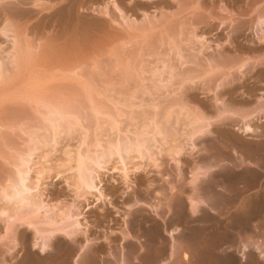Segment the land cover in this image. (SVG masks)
Returning <instances> with one entry per match:
<instances>
[{"label": "bare ground", "instance_id": "bare-ground-1", "mask_svg": "<svg viewBox=\"0 0 264 264\" xmlns=\"http://www.w3.org/2000/svg\"><path fill=\"white\" fill-rule=\"evenodd\" d=\"M0 1H2V0H0ZM130 1H132V0H130ZM142 1H144L146 3V4L144 3L145 4L144 8H146L149 5L155 4L156 2H161L162 0H142ZM164 1L166 2L167 0H164ZM168 1L171 3L174 2L176 5L175 10H172V12H170V14L172 13V16L170 15L172 18H166L167 15L164 16V15L160 14L157 19H155V16L153 17L154 18L153 19L152 17L151 18L148 17V15L146 14V12L144 10V15H143L144 19L142 18V20H140L138 22L135 21L132 17H129L128 13H125V11L119 7V5L117 4V2L115 0H111L110 2L107 1V4L105 3V5H103L102 7L100 6V7H97L95 9H91L92 10L91 12H93L96 16L103 17V18H105V20L100 19V18L99 19L94 18V19L89 21L88 25L86 24L87 26L86 25L84 26L83 24L81 25L80 19L77 16L78 10L83 7L84 2H88L87 0H79L78 2H80V3H77V1H76L74 3L71 2L70 4H63V6L61 8L59 7L60 13H59V16L57 18L58 20H56V22L52 21V18H54V12H53L52 6L47 7L43 3H39L40 2L39 0H32V2L30 1V4H32V6H31L32 10H35V11L42 13L40 16L41 21H39L37 23V27L39 29L40 28L44 29L47 27L50 28V26H51L53 28V31L56 32V34H55L56 37L52 34L56 39L54 37H53L54 39H51V40H53L52 42H54V43H55V40L57 41V44H55L56 46H58V47H56V53H58V51H59V53L60 52L64 53V51L67 50V46L69 44L70 45L68 47H70L72 49V47L74 46L76 49V48H78V45H81L82 42L86 43L89 40L91 42V41H95L96 39L97 40L100 39V42L102 44L107 43V45L114 44L115 43L114 41H118L119 45H121L120 43H122V45H128V43H130L129 39L132 38L131 35L134 34V32H138V33L140 32L141 37L144 38L143 40L140 38L141 41L144 42V45L142 44L141 41H139L143 45L142 48L140 46L139 50L142 49L141 52H142V54L144 53V56L146 57V58L144 57L145 62L143 63L144 64L143 65L144 66V74H143L144 75V85H143L144 88H142V90L144 89V92H143L144 94L141 92L137 93V91H136V93L138 96L144 95V106L147 107V110L144 107L145 108L143 111L144 116L143 115H139V117L135 116L136 118H140L139 119L140 121L143 120V117H144V128H141L142 131H141L140 127L137 126V127H139L140 130L139 129H135V130H138L140 132L135 131L134 130L135 127L134 128L132 127L133 128L132 132H130V130L128 131L129 128L127 127L126 122H128L127 120H130L129 118L132 115L129 116V118L125 117V120L127 118L128 119L126 120V122L123 121L124 123H122L123 125H121L122 128L118 127L117 124H116V127H113L114 125L110 124L112 122H109V118H111L112 116H115V118H116V116L119 117L120 114H122L124 112V111H122V110H124L122 108L124 105L120 101V100H122V98H120L122 95L121 96L119 95L120 96L119 102H121L122 107L120 106V104H119V106H120V108H122L120 110L122 112L120 113L118 110H115L116 113H114V114L112 111L109 110V108H107L109 110L108 114H107V112H108L107 109H105V110H107V112H104L105 110L103 111V109L105 108V106H104V108L102 107L103 102H101L100 100H92V99L89 100L88 99L89 101H91V100L92 101L91 102L88 101V103H89L88 107H86L87 104H86V106L84 105V107H86V111H88V114L91 115V117H90V115L88 116L86 111L84 113H82L83 115H81V111H84L85 109L82 108L83 110H81L80 107H76L77 105H73L75 107H69L68 105H65L66 106L65 107V106L61 105V104H63V102L65 100L63 102H58L57 100L54 101L55 98H54V100L50 99L51 98L50 96H46L48 90L45 89L46 93L44 91V93H45L44 96H43V94H44L43 93L42 97L40 96L39 98L34 99L35 100L34 105L36 106V110H34V109H32V110L36 111V112H34V116H36L38 120L35 121V124L33 123L34 121L31 122L34 124L32 126L29 125V123H28L29 121H28L27 122L28 124L26 125L27 127L25 126V128L27 130L26 129L23 130L24 127H23V129H20V134H21L20 137L21 136L24 137L23 139H25V140H27V142H29L27 144H30L32 142V144H31L32 146L30 145V147H29L28 145L27 146L25 145L26 147H24L23 146L24 144H23L22 146L24 147V149L22 147V150L20 152H18V154L17 153L14 155H12L11 153L6 154L5 151L7 150L6 146L8 144L6 145V142L3 141L1 133H0V161H1L0 162V166H1L0 167V223L2 226L1 233H0L1 234L0 235V246L3 248V251L2 252L0 251V261H2L3 264H6L7 262H8V264H127V260L129 258H132V257H133L132 259H134L137 264H155V262L159 258L162 259L164 256L167 258V260L169 262H173L174 260H176L178 258L179 252L180 253L182 252L181 253L182 256L180 254V257H182L184 259V261H186L188 263L191 262V263H196V264H254V259L257 258V260L261 264H264V239H263L264 227L262 224L259 223L260 225H262L263 228H261V229L259 228L260 230H258L262 233V235L260 234V232L257 231L262 236V238H260V239H258L259 238L258 237V238H256L257 240H255L254 238H251L252 237V235H251V237L250 236H249V238L247 237V239H245V241H241L234 236L236 233L234 231H236V230H238L239 233L245 232L247 234H248V232L251 231V227L249 226V223L251 221L248 222L249 221L248 219L249 218H256L259 214L257 212L258 210L255 209L254 207H251L250 208L251 210H249L247 208L248 209V212L246 211L247 217L243 214L245 212H242V213H239V215L241 214V216L237 217L235 214H232L233 217L231 219H229V216H228V218H226L227 219L226 220L224 217L225 215L223 214V209H225L224 208L225 206H227L228 209L234 208L235 211L234 212L231 211L232 213H235L237 209L240 212L239 207L240 208H242V207L240 206L241 202L238 199L239 195H237L238 194L237 193L236 195H233V197H231L229 199L227 198L228 200L226 201L223 196H222L223 197L222 198L221 196H219L217 194V192H221V195H222V192L225 191L224 189L227 188L224 185H228V184H226V182L229 183V186L231 184V187H233V186L236 187V185L232 186V184H237V181H238V175L239 174L238 175L237 174L231 175L229 170L225 166H227V165L233 166L236 164L239 166L241 165L243 167V165L246 164V165L252 166L251 168L254 167L257 169L260 166L261 162H264V124L259 126L260 123L264 122V98H254L253 103L252 102L249 104L247 103L248 105L247 104L244 105V103L243 104L241 103L238 106H235L233 104H229V103H226L223 101H219V100H222V98H223L222 96L224 94L229 99H233L235 96L237 97V93H240V90L238 91V89H237V88H239L238 85H241V87L247 86V83H246L247 80L249 81V79H251L253 77V75H256V77H255V79L252 78L251 82L253 79H254L253 81L255 82L256 80H259L260 78L261 79L264 78V48H261V50L258 49L260 51H256V52H255V50L254 51L252 50L253 53L254 52L256 53L253 55V58H255L254 60L252 59V57H250V59H247V60H244L242 57H241V59H234V58H232V56L229 55L230 53L225 51L227 46L229 48H231L232 45H235V44H232V42H230L231 37H236L235 33L232 32V33H230V34L228 33L226 35V38H225L226 44L224 43L225 47H220V49H219L220 51L217 50V47H216V50L219 52H214V53L212 52V54H210L211 53L210 52L209 53L210 55H207L208 56L207 57L206 56V54L208 52L207 50H210V49H208L210 47L207 46L208 43L204 41V38L202 36L201 37L203 39H198V38H200V36L197 37L196 30L199 28H198V26L195 27L193 25V21H192L193 19L188 22L189 25L187 27L185 24H183V22H185L184 20H180L177 18V16H178L177 14H180L181 12L183 13V11H182L183 10L182 9L183 3L181 4V2H183V0H168ZM186 1L190 3L189 6L191 5V3L195 4L196 6L197 5L199 6L200 4L198 2H200L202 0H186ZM26 2H28V0H10L7 2H0V11H1L0 14H2V18L4 19L3 24L0 27V36L5 38V39H8L11 42L10 43V50L7 53L4 52V53H6L5 60L2 58L3 56L2 57L0 56V86H2L1 84L5 85V83H6L5 81H7L8 79L4 80V78H6V75L8 73L13 74V76L12 75L11 76H12V79L15 80L16 75L21 74L20 70L21 71L25 70V71L29 72L28 70H31V68H32L31 66H32L34 60L36 59L34 53L32 52V47H33L32 41H31V39L29 41L28 38L26 39V37H25L26 36L25 33L27 30L25 28L23 29V27L21 29L18 24L15 25L16 24L15 21L16 20L18 21V19H17L18 17L16 18L15 15H17V12H20V10L17 11V9L21 6H23L24 4H26ZM195 2H197V3H195ZM64 3H66V2H64ZM168 6H171V5H168ZM194 7L192 8L194 11L189 10L192 12V14L194 12L198 11V10L195 11ZM153 8H155V7H153ZM196 9H198V8L196 7ZM83 10H85V9H83ZM86 10H88V9H86ZM220 12H222V11H220ZM55 14H57V13H55ZM20 15H22V14H20ZM254 15L256 17L254 16L255 19H254V21L252 20L253 22H251V24H250L251 25L250 26L251 32L250 31H248V32L252 33L251 35L254 38V39L252 38V40H256L258 43L262 42L261 43V45H262V44H264L263 43L264 42V10H263V12L259 11ZM167 19H171V20H167ZM111 24L112 25L113 24L118 25L123 30L124 35H125L124 37H126L127 39L125 38L126 40H124L123 37H121L122 34H121V36L116 35L117 34L116 31H115L116 34H113L112 33L113 30L111 31L110 26H109ZM223 24H225V23L221 22L220 26ZM226 24H227V22H226ZM233 25H234V23H233ZM237 25L242 27L241 24L239 25L237 23L235 25L236 29L240 28V27H237ZM235 26H231V27H233L232 29H234ZM232 29L230 30V32L232 31ZM44 30H46V29H44ZM44 30H42V31H44ZM227 31H229V30H227ZM234 31H236V30H234ZM233 33L235 36L232 35ZM39 40L41 42L40 38H39ZM128 40H129V42H127ZM200 40H202V41H200ZM248 40L249 39L245 40V42ZM252 40H251V42H253ZM123 41L124 42L126 41L127 44H124ZM112 42H114V43H112ZM131 42H132V40H131ZM251 42H249L248 44L250 45ZM46 44H47V42H45L44 47H43L44 51H42V54L44 53L45 55H47L46 51H48L47 50L48 46ZM118 44L116 43V45H112L113 47L109 46V49L106 50L108 53V56L111 57L110 59L114 58L115 61L119 60V59H117L118 58L117 56L121 53L119 51L120 49L118 50V47H117ZM132 44H133V42H132ZM164 44H165V46H164ZM139 45H140V43H139ZM162 45H163V47H165L164 49L161 47ZM258 45L260 47V44H258ZM54 46L52 44V47H54ZM115 46L117 47V49L115 48ZM136 46L137 45H135L134 47H136ZM74 47H73V49H74ZM127 47H129V46H127ZM238 47H240V46H238ZM38 48H40V47H37L36 49H38ZM70 48H68V49H70ZM80 48H82V47H80ZM241 48H243V47H241ZM241 48H239V50ZM33 49H34V47H33ZM51 50L55 51V49L54 50L51 49ZM239 50H237V51H239ZM244 50H247V48L246 49L244 48ZM244 50L240 51V52L244 53L243 55H245V53L246 54L248 53ZM67 51H69V50H67ZM250 51L251 50L249 49V53H250ZM118 52H120V53H118ZM134 52H135V50H134ZM2 53H3V51H2ZM36 56H37V54H36ZM247 56L246 55L244 56L245 59L247 58ZM108 59H109V57H108ZM114 59H112L113 63L115 62ZM82 65L84 66V64H82ZM94 65H97V63H95ZM98 65H99V63H98ZM7 66H10L8 69V70H10V72H7L8 71L6 69ZM85 66H84V68H85ZM115 66H114V68H116ZM127 66L129 68V65H127ZM139 66H141V65H139ZM80 67H79L80 69H78V70L82 69V66H80ZM97 67H99V66H97ZM100 67H102V66H100ZM134 67H135V65H134ZM71 68L76 69V68H78V66H72V67H69L67 69L71 70ZM86 68H85V70H86ZM119 68H121V66ZM62 69H64V68H62ZM97 69H99V68H97ZM134 70H136V69H134ZM65 71H67V70H65ZM122 72H124V71H122ZM84 73L85 72L83 71L82 74H84ZM93 73H94V71H93ZM121 74H123V73H121ZM131 74H132V72H131ZM28 75H30L31 80L29 78L26 79V81H25L26 84L22 83L23 87H21V85H20L18 88L25 90V87L27 85H29L30 81L33 83V81H32L33 80L32 79L33 78V76H32L33 72H31V73L29 72L26 76H28ZM66 75H68V74H66ZM128 75L125 74V75H123L124 76L123 78L121 77L123 79V82H125V83L129 82L130 83L131 78ZM94 76H96V75H94ZM88 77H89V75H88ZM7 78H10V77H7ZM44 78H46V76ZM56 78H58V77H56ZM94 78H93V80H94ZM12 79H11V81H12ZM40 79H42V78H40ZM99 79H101V78L99 77ZM27 80H30V81L28 82ZM50 81H53V80H50ZM64 81H65V79H64ZM98 83L99 82H97V84ZM141 83L143 84V82H141ZM257 83L258 82H256L255 85ZM57 84H58V82H57ZM101 84H102V82H101ZM24 85H26V86H24ZM86 85H87V83H86ZM90 87H92V86H90ZM26 88L28 89L29 87H26ZM256 88H257V86H256ZM103 89H104V86H103ZM245 89H246V87H245ZM245 89H244V91H242L243 93L245 92ZM136 90H137V88H136ZM242 90H243V88H242ZM14 91H15V88H14ZM29 91L31 92V90H29ZM41 91H43V90H41ZM100 91H102V89ZM130 91H132V90H130ZM255 91H257V90L255 89L254 85L251 87L248 86V89H246V92H245V94L246 93L247 94L241 95V96H244V97H246V99L248 98V100H249V98L250 99L252 98V94ZM17 92L15 94H17ZM89 92H90V90H89ZM242 92L240 94H242ZM10 93H11V96L9 93H8V95L11 98L10 97L7 98L8 95L6 93V95H7L6 99L8 101L10 99L9 105L14 104L11 102H14L15 97H16L13 92H10ZM65 93H67V92H65ZM130 93L131 92H129V94ZM12 94H14V95L12 96ZM27 94H30V93L28 92ZM85 94L87 95L88 93H85ZM91 94H88L87 98L92 96ZM96 94H98V93L96 92ZM199 94H202L204 96H208V94L210 96V94H211V97L213 96V101L210 99L211 102H213V103L215 102L217 104V105L214 104L215 106L211 105V109H212L211 111L209 109L207 110L205 108V110H206L205 115H203L204 113H202V115H201V113H199V112H197V113H199V114H197V113H195V111L193 113L192 111H189V109L186 107L187 106L186 102H185L186 98L188 99V97H189L191 100L195 101L197 99V95H199ZM116 95H115V97H112V98H117ZM135 95L136 94L133 93V96H135ZM225 95H224V98H225ZM129 96H127V97L132 98ZM138 96H135V97L138 98ZM20 97L21 96H19V98ZM145 97L149 101H145L146 100ZM27 99H30V98L27 97ZM27 99L25 100L26 102H27ZM109 99H110V97H109ZM34 100H32V101L29 100L28 102L29 103L34 102ZM108 100H105V101L107 102ZM191 100H187V101H191ZM59 101H60V99H59ZM82 101H84V100H82ZM109 101L112 102L111 100H109ZM109 101H108V104H109ZM128 101H127V103L129 104ZM136 101H138V100H136ZM141 102H139V103H141ZM146 102H148V103H146ZM69 103L71 104V102H69ZM85 103H87V102L84 101V104ZM127 103H125V104H127ZM1 104H2V102H1ZM20 104H22V103H20ZM117 104H118V102H117ZM3 106H5V105H3ZM3 106H1V108H3ZM15 106H16V103H15ZM28 106H30V105H28ZM78 106H80V105H78ZM81 106H83V105H81ZM108 106H110V105H108ZM127 106H125L124 108L128 109ZM200 106H201V104H200ZM203 107H205L204 104L202 105V109H204ZM9 108H10V106H9ZM133 108H132V110H133ZM148 109H150V110H148ZM11 110H12V108H11ZM129 110H131L130 107H129ZM5 111H7V110H5ZM13 111H14V109H13ZM89 111H90V113H89ZM100 112H101V114L106 113L105 118H103V119L101 118V120H102L101 127L102 128L104 127L103 129L101 127H100V129H98L99 128L98 125L100 124L99 120H98V118L94 119V115H95V117H96V115H97V117L101 115ZM126 112L127 111H125L124 113L126 114ZM93 113H94V115H93ZM110 113L113 115H111ZM134 113H136V112L134 111ZM139 113H140V111H138V114ZM128 114H129V112H128ZM140 114H142V113H140ZM110 115H111V117H110ZM1 116H3V115H1ZM18 116H20V115H18ZM82 116H85V118H87L85 120V125H87L86 127L89 130V132L93 128L90 130V128H88V127H95L98 129L97 130L98 133H101L100 131H103V133L107 132V133L103 134L104 136L106 134L109 135V134H111V132L112 133L114 132L113 134H115L114 135L115 138L112 137L113 134H111L112 136H110V137H108V135H107L108 138L104 139L103 144H102L101 142H99L101 140V138H98V137H100V136L97 137L96 135H98V133H96L94 135V137L92 136L93 138L89 137L90 139H89V141H87V144L85 143V141H86L85 139L88 140L87 137L85 139L84 138L82 139L84 141L81 140L82 141L81 145L79 143V145L81 147L78 145V149L76 148L78 151L76 150L77 153L73 156L74 157L73 161H72V157H70L69 155H68V157L64 155L65 156L64 158H66V159L65 160H63L64 158L62 159V161H64V164H62V165L67 166L68 163L69 164L73 163V166H74L73 168L71 166V168H72L71 169L72 170L71 175L72 176L71 177L68 176L69 177L68 179L71 182V183L69 182L71 187L69 185L68 186L72 190L71 192L73 194H71V193L70 194L72 196L74 195L73 202H75V203L77 202L80 204V203L88 202V198H90V197L93 198V201H95L96 204L104 202L105 196L100 191V189H97V185H100V180H98V174L97 173H98L99 169L108 168V166H111L112 164H113V166H114V164H117V166H118V164H120L118 166V167H120V169L117 166L116 167L118 168V171L121 170L119 172H123V174L122 173L121 174L124 175V178L122 176V179L124 181L123 180L122 181L124 182V184H126V182H128L126 180V178H127V167H128L127 165L128 164H130V166H131V163H133L136 160H138V161L140 160V162L144 161L143 164L146 166H150V164L154 167L157 166L156 167V169H157V168H159L158 167L159 162H161L163 160L162 159V153H163V155H166L169 159L173 160L177 157H180V155L186 151L188 152L187 153L188 155H190L192 153V151H194V150L199 151L201 149L204 152L203 148L205 146H207V144L205 143L206 141L211 142L208 146V147H210V150L213 149L214 146H216L218 151L220 150V151L224 152V150H226L225 148L230 147L231 148L230 151L232 152V155L235 158V159L233 158L234 164L231 162L229 163V162H225L222 160H220V161H222L221 163L217 164L216 163L217 162V160H216V157H217L216 154L217 153L215 154L216 157H214V153H212V152L211 153L209 152V154H207L208 152L205 153L209 157L211 155H213V156L210 157L209 160L208 159L206 160L204 158L205 160L203 159L199 163L196 162L199 165L194 164L195 165L194 168L192 167L193 169H190V174H191L190 178L191 179H190L188 184H189V186H191L190 187L191 188V190H190L191 194L189 195V197H188V195L187 196L185 195L186 199H188V202H186V204L188 203L187 204L188 208L183 207L184 205L181 203V201H179L177 199L178 202L174 203V204H176V207H177V210H176L177 216H175L172 219V223L170 226H167V224L156 225V223H154L153 225H151V227L148 226L149 228H145L144 227V225H145L144 219L143 218L142 219L137 218L138 220H136V222L133 223L134 228H132V230H134L133 232H135L136 234L140 235L141 241H138V242H142L143 244L142 243L138 244L137 248H135V246H130V245L129 246L126 245V247H124L123 243L126 241L125 239H127L128 236L130 235V233H128L129 231L128 232L125 231V232L120 234V236H121V240H120L121 248L120 249L121 250H119V255L118 254L115 255V253L109 249L105 252H106V256H108L111 261H104L103 260V258H104L103 246H94L93 247V245L96 244V242H94V241H93L94 243L92 242V240H94L95 238L92 239V238L88 237V231H90V230H85V228L82 230V228H81L82 223L79 221V219L81 218V215L79 216V214L77 213L78 207H76V209H75L76 211H73L74 210L73 205L70 204L69 206H66L65 209H63V207H62L64 205L63 204L62 206L60 205L62 207L61 208L62 211L61 212L59 211V214H58V212H57V214H54L53 211L54 212H56V210L58 211V209H60V206L58 209H56L58 207L56 205L57 206V207L55 206L56 210L53 209L54 207H52V209H48V206L45 208V205H47V204H45V203L43 204L41 202L43 200L39 199L40 194H37L38 193L37 188H39L41 186L40 185H39V187H37V186H38L39 182H41V179L44 180V178L49 177L48 170L46 171V170H43L42 168L38 167V168H40L39 170H38V168H36L37 170L33 171V170H30L28 168V166H30L29 162L31 160V157H33L34 154L39 153V152L41 154H43L44 152H46L48 150L49 147H51V146L46 147L49 145L48 142H50V140L52 141L53 139H55L56 141L57 140L58 141H62V140L65 141V139L68 136L70 138V135L76 134L75 133L76 130H74L73 128H71V130H73L74 132H71V133H74V134H71L68 131L70 130V126L74 125L73 127L75 128V125L77 126L80 123V119H82ZM101 116H103V115H101ZM125 116H127V114ZM140 116H143L142 119ZM92 117H93V119H91ZM6 118L2 119L0 117V126L3 127L2 125H5L7 127L8 126L10 127L11 124L13 126L14 121H11V120H10V122L5 121ZM132 118H133V116H132ZM8 119H11V118H8ZM12 119H14L13 116H12ZM83 119H84V117H83ZM104 119H106V120L104 121ZM16 120H17V118H16ZM118 120H120V119H118ZM130 122H131V120L129 121V123ZM15 123H18V122L15 121ZM113 123H114V121H113ZM136 123H138V122H136ZM71 124H73V125H71ZM81 124H83V126H84V122L80 123V125ZM120 124L121 123L119 122V125ZM256 124H258V125H256ZM18 125H20V124L18 123ZM80 125H78V126H80ZM18 127H16V128H18ZM20 127H22V126H20ZM13 129H15V128H13ZM130 129H131V127H130ZM143 129H144V131H143ZM84 130L86 131V128ZM133 130H134V132H133ZM230 130H233V132H230ZM13 131H15V130H13ZM77 131H79V129ZM8 132H9V130H8ZM89 132H87V133H89ZM95 132H96V129H95L94 133ZM236 132H238V133H236ZM16 133H17V131H16ZM16 133H15V135H16ZM67 133H69L70 135H68ZM10 135L12 136V134H10ZM103 135H101V136H103ZM239 135L240 136L246 135L248 137L251 136L253 141L242 146ZM65 136H66V138H64ZM73 138L71 140H73ZM251 138H250V140H251ZM34 139H37L38 142H36V141L33 142L32 140H34ZM167 142H169V143L165 147ZM53 144H55V143H53ZM12 146H13L12 147V150H13L14 144ZM239 146H241V147H239ZM8 147H9V145H8ZM54 147L56 148V145H54ZM19 148H21V147H19ZM15 149H14V153H15ZM52 150H54V148H51V151L49 153L48 152L47 153L50 154L52 152ZM62 151H63V149H62ZM64 153H65V151H64ZM48 154L45 153V155L42 158L43 159L46 158V156ZM51 154H53V153H51ZM219 155L220 154L218 152V156ZM37 156H38V154H37ZM41 156H38V157H41ZM48 158H49V155H48ZM43 159H42V161H43ZM66 160H68L69 162ZM218 160H219V158H218ZM37 161H41L40 158ZM44 161H45V159H44ZM65 161H66V163L67 162L68 163L65 164ZM140 162L138 164H140ZM174 162H177V161L175 160ZM1 163L2 164L7 163L8 165H4V167L7 168L8 166H10L11 171H8L9 167L7 168L8 170H5V168H2ZM41 163H43V162H41ZM60 164H61V161H60ZM137 165H135L137 167V168H135L136 171H137V169L141 168V167H138ZM63 166L61 168H63ZM66 166H65V168H67ZM68 166H70V165H68ZM113 166H111V167H113ZM133 166H132V168L134 169ZM116 167H114V169H117ZM69 168H67L66 170L69 171L68 170ZM57 169H58V167H57ZM135 169L133 170L134 172H135ZM179 169H176V171L177 170L180 171ZM56 170L54 169V172H56ZM238 170L240 171L241 169H236V172ZM30 171H31V173H30ZM62 172L63 171H61V174H62ZM56 173H58V171ZM56 173H54V174L56 175ZM59 173H58V175H59ZM29 174H31V176ZM214 176L218 177L220 182L222 181L221 185L218 184V187L216 186V184L214 182H212V181H214L213 180ZM240 176H242V175H240ZM240 178L241 177H239V180H240ZM251 181L252 180H247L246 182L241 181L243 184L245 183V186L242 185L243 187H241V188L239 187L240 190L242 189V192H240V193L245 192L244 190H245L246 186L253 183ZM239 182L240 181H238V183ZM69 187H67V188H69ZM229 189H231V188H229ZM246 189H248V188H246ZM184 190H186L185 186H181L180 191L179 190L178 191L182 195V194H184ZM233 190H234V188H233ZM156 193L158 194V192H156ZM234 193H236V192L234 191ZM240 197H241V195H240ZM215 198L217 200H215ZM212 200H214L215 202L218 201L217 203H219V206H221L219 208L220 209L219 211H221V212L216 211L217 214L215 213V217H217V218L214 220H212L211 218H208L209 216L207 218H205L204 215L199 214L201 206L206 205L209 207ZM238 200H239L240 204H237ZM172 202H174V201H172ZM77 203H76V205H77ZM132 203H133V205L138 204L137 199H135V201H133ZM79 204L77 206H79ZM236 204H237V206H239L238 208H236ZM213 205H211V206H213ZM219 206L213 207V208L210 207V208L212 210L217 208V210H218ZM169 207H168V211H169ZM229 207H232V208H229ZM242 209H241V211L244 210V209L243 210ZM156 210H158L157 207H156ZM238 211L236 212V214H238ZM154 212H155V209H154ZM228 215H229V213H228ZM200 216H202L201 220L203 219V222H207V220L212 221L211 224L208 223V227H210V228H207L205 226V225H207L206 223L204 224V223H201L202 221L201 222L199 221L198 218ZM223 220H225L226 223H225V221L223 222ZM134 221H135V219H134ZM262 221H264V220H262ZM259 224H258V226H259ZM179 226L181 227V231L178 230ZM167 227H169V228L171 227L172 228L171 229L172 234L174 231L177 235V238H178V236H179V238L175 239L174 236L169 231H167ZM255 227H256V225H255ZM256 228L258 229V227H256ZM177 230H178V234L176 232ZM233 232H234V234H233ZM166 234L169 235V240L165 242L164 237L166 236ZM80 237L82 238L81 242H79ZM179 240L180 241L185 240V242H188L186 244H188V245L190 244V247L188 245H186L184 248L185 244H183V243L179 244ZM107 242H108L107 244L111 243V241H109V240ZM20 248L21 249L23 248L24 253H25V251L27 252V254L25 253L26 257L23 260L21 258L18 259V257H17V254H18L17 250ZM226 248H228L229 251H227V252L224 251V250H226ZM0 250H1V248H0ZM247 251H252L253 253H255V255H257V257H255V258L253 256L246 257L245 253ZM230 252H235L236 254H238L241 257V261H237L230 254ZM117 255H118V257H116ZM95 256L100 257L99 261L96 260ZM256 264H258V263H256Z\"/></svg>", "mask_w": 264, "mask_h": 264}, {"label": "rangeland", "instance_id": "rangeland-1", "mask_svg": "<svg viewBox=\"0 0 264 264\" xmlns=\"http://www.w3.org/2000/svg\"><path fill=\"white\" fill-rule=\"evenodd\" d=\"M7 1H10V0H2V1H0V2H7ZM30 1L32 2V0H28V2H26V4H24L23 6H21V7H19L18 9H17V11H19L20 10V12H17V15H15L16 16V18L18 19V21L16 20L15 22H16V24L15 25H19L20 26V28L22 29V27H23V29L25 28L27 31H26V33H25V37H26V39L28 38V40L30 41V39H31V41H32V46L34 47V49H33V47H32V52L34 53V55H35V57H36V59L34 60V62H33V64H32V68H31V70H28L30 73L31 72H33V83L30 81L31 79H30V75H28V76H26L29 72H27V71H25V70H20V72H21V74H19V75H16V78H15V80H13L12 79V76H13V74H7L6 75V78H4V80L6 79H8L7 81H5L6 83H5V85H3V84H1L2 86H0V104H1V102H2V104L0 105V117L2 118V119H4V118H6L5 119V121H9L10 122V120L11 121H14V125L12 126V124H11V126L9 127H7V126H5V125H2L3 127H1L0 126V133H1V136H2V139H3V141L4 142H6V145L8 144L9 145V147H8V145L6 146L7 147V150L5 151L6 152V154L7 153H11L12 155H14V154H18V152H20L21 150H22V147L24 146V147H26L27 145L30 147V145L32 144V142L30 143V144H27V143H29V142H27V140H25V139H23L24 137H20V129H23V127H24V129L23 130H25L26 128H25V126L29 123V125H34L35 124V121H37L38 119H37V117L36 116H34V112H36V111H34V110H36V106L34 105V103H35V100L34 99H36V98H39L40 96L42 97V94L44 93V91H45V93H46V90L45 89H47L48 90V92H47V95L46 96H50L51 98L50 99H52V100H54V98H55V100L54 101H58V102H63L64 100V102H63V104H61L62 106H65V105H68L69 107H75V106H73V105H77L76 107H80L81 108V110H83V109H85L84 111H81V115H83L82 113H84L85 111H86V107H88V101L90 100V99H92V100H100L101 102H103V108H104V106H105V108L103 109V111L105 110V109H107V108H109V110L110 111H112L113 112V114L114 113H116V111L115 110H118L120 113L122 112V111H127L126 112V114H127V116H125L126 114L123 112L122 114H120V116L118 117V116H116V118H115V116H112L111 117V115H113V114H111L110 115V117L111 118H109V122H112V123H110V124H112V125H114L113 127H116V124H117V126L118 127H121V125H123L122 123H124L123 121H125L126 122V120L129 118V116H133V118H132V116L129 118L130 120H131V122L129 123V121L130 120H127L128 122H126L127 123V127L129 128H127L128 129V131L130 130V132H132V129L134 128V130L135 129H139V127H140V129L141 128H144V113H143V111H144V109L146 108V110H147V107L146 106H144V89L142 90V88H144V53L142 54V52H141V50H139L140 49V46H141V48H142V46L144 45V42L143 41H141V39L143 40L144 38H142L141 37V35H140V32L138 33V32H134V34H132L131 35V37L132 38H130L129 40H130V43H128V45H122V43H120L121 45H119L118 44V41H114V42H112V43H114V44H112V45H116V43L118 44L117 45V47H118V50L121 52H118V53H120L116 58L117 59H119V60H117V61H115V59L114 58H112V59H114V63H113V61H112V59H110L111 57L110 56H108V53H107V49H109V46H112V45H110L109 43V45H107V43L105 44H102L101 42H100V39H96L95 41H91L90 42V40L88 41V42H86V43H81V45H78V48H76L75 49V47H74V49H73V47H72V49L70 48V47H68L67 46V50H69V51H67L66 49V51H64V53L63 52H60L59 53V51H58V53H56V47H58V46H56L55 44H57V41L55 40V43L54 42H52L53 40H51V39H54L56 36H55V34H56V32L55 31H53V28L50 26V28H44V29H46V30H44V29H39L38 27H37V23L39 22V21H41V18H40V16H41V12H38V11H35V10H32V4H30ZM40 2L39 3H43L44 5H46L47 7H49V6H52V8H53V12H54V18H52V21H55L56 22V20H58L57 18H58V16H59V7L61 8L62 6H63V4H70L71 2H76L77 1V3H80V2H78L79 0H39ZM63 1V2H62ZM88 2H84V5H83V7L82 8H80L79 10H78V12H77V16L79 17V19H80V24L82 25H88L89 24V21L90 20H92V19H94V18H100V19H104L105 20V18H103V17H98V16H96L93 12H91L92 10L91 9H95V8H97V7H102L103 5H105V3L107 4V1L108 2H110L111 0H87ZM116 2H117V4L119 5V7L120 8H122L124 11H125V13H128V15H129V17H132L135 21H140V20H142V18L144 19V17H143V15H144V10H145V12H146V14L148 15V17H154L155 16V19H157L158 17H159V15L160 14H162V15H164V16H166V18H172L171 16H172V13L170 14V12H172V10H175V3L174 2H169L168 0L165 2L164 0H162L161 2H156L155 4H152V5H149L148 7H146V8H144V5L146 4L144 1H142V0H132V1H130V0H115ZM164 1V2H163ZM62 2V3H61ZM64 2H66V3H64ZM145 3V4H144ZM183 3V4H182ZM195 3H197V2H195ZM200 5L198 6H196L195 4H192L191 3V5L189 6V2H187L186 0H183V2H181V4L183 5L182 6V11H183V13L180 15V14H177L178 16H177V18L178 19H180V20H184L185 22H183V24H185L187 27H188V25H189V21H191L192 19V21H193V25L196 27V26H198V28L199 29H197L196 30V35H197V37L198 36H200V38H198V39H203L204 38V41L205 42H207L208 44H207V46L208 47H210V48H208V49H210V50H207L208 52H207V54H206V56L207 55H210V54H212V52L214 53V52H219L220 50V47H225V45H224V43L226 44V40H225V38H226V35L229 33H232V32H234L235 33V35H236V37H231V39H230V42H232V44H235V45H232V47L231 48H229L228 46L226 47V49H225V51H227L228 53H230L229 55L230 56H232V58H234V59H241V57L244 59V60H247V59H250V57H252V59L254 60L255 58H253V55L254 54H256L255 52L256 51H260L261 50V48H264V44H262L261 45V43L259 42H257L256 40H252V38H253V36L251 35L252 33H250L251 31H250V24H251V22H253L254 21V19H255V15L254 14H256L257 12H259V11H262L263 12V10H264V0H202V1H200V2H198ZM28 4V5H27ZM167 4V5H166ZM61 5V6H60ZM157 5V6H156ZM168 5H171V6H168ZM195 6V7H194ZM153 7H155V8H153ZM194 7V9H195V11H197V12H194L193 14H192V12L191 11H194L192 8ZM196 7L198 8V9H196ZM159 8V9H158ZM247 8V9H246ZM24 9V10H23ZM26 9V10H25ZM83 9H85V10H83ZM86 9H88V10H86ZM222 9V10H221ZM189 10H191V11H189ZM35 11V12H34ZM160 11V12H159ZM220 11H222V12H220ZM208 12V13H207ZM0 13H1V11H0ZM32 13V14H31ZM35 13V14H34ZM37 13V14H36ZM55 13H57V14H55ZM93 13V14H92ZM261 13V12H260ZM20 14H22V15H20ZM1 16H0V27H1V25L3 24V21H4V19L2 18V14H0ZM26 15V16H25ZM56 15V16H55ZM152 15V16H151ZM161 15V16H162ZM171 15V16H170ZM188 16V17H187ZM190 16V17H189ZM196 16V17H195ZM255 16V17H254ZM20 17V18H19ZM24 19H23V18ZM193 17V18H192ZM36 18V19H35ZM188 18V19H187ZM221 18V19H220ZM154 19V18H153ZM167 20H171V19H167ZM253 20V21H252ZM221 22H224L225 24H223V25H221L220 26V23ZM226 22H227V24H226ZM195 23V24H194ZM233 23H234V25H233ZM241 24V26L242 27H240V26H238L237 25V27H240V28H237L236 29V24ZM230 24V25H229ZM232 24V25H231ZM33 25V26H32ZM86 25V26H87ZM225 25V26H224ZM229 25V26H228ZM110 26V29H111V31H112V33L113 34H116V32H117V34L116 35H120L121 36V34H122V36L121 37H123V39L124 40H126L127 38L126 37H124L125 35H124V32H123V30L118 26V25H109ZM231 26H235L234 27V29H232L233 27H231ZM112 27V28H111ZM117 27V28H116ZM115 28V29H114ZM228 28V29H227ZM232 29V31L230 32V30ZM38 30V31H37ZM42 30H44V31H42ZM227 30H229V31H227ZM234 30H236V31H234ZM116 31V32H115ZM141 31V30H140ZM248 31H250V32H248ZM120 32V33H119ZM136 33V34H135ZM234 33L232 34L233 36H235L234 35ZM249 33V34H248ZM55 36H53V35ZM52 35V36H51ZM203 38H202V37ZM34 37V38H33ZM52 37V38H51ZM54 37V38H53ZM134 37V38H133ZM251 37V38H250ZM39 38L41 39V42H40V40H39ZM126 38V39H125ZM141 38V39H140ZM234 40H233V39ZM247 40V39H249L248 41H246L245 42V40ZM38 39V40H37ZM47 39V40H46ZM56 39V38H55ZM254 39V38H253ZM8 39H5V38H3V37H1L0 36V56L5 60V58H6V53L10 50V41L8 40ZM50 40V41H49ZM129 40L127 41V42H129ZM131 40H132V42H133V44H132V42H131ZM251 40L253 41V42H251ZM47 42V46H48V51H46L47 53V55H45L44 53L42 54V51H44L43 50V47H44V44H45V42ZM139 41H141L142 42V44H141V42H139ZM200 41H202V40H200ZM244 41V42H243ZM256 41V42H255ZM85 42V41H84ZM124 42V41H123ZM127 42L125 41L124 42V44H127ZM249 42H251V44L249 45L248 43ZM89 43V44H88ZM99 43V44H98ZM139 43H140V45H139ZM210 43V44H209ZM223 45H222V44ZM242 43V44H241ZM245 43V44H244ZM260 44V47H259V45L258 44ZM264 43V42H263ZM52 44H53V46L54 47H52ZM84 46H83V45ZM254 44V45H253ZM257 44V45H256ZM133 45V46H132ZM135 45H137L136 47L138 48H136V47H134ZM245 45V46H244ZM249 45V46H248ZM120 46V47H119ZM127 46H129V47H127ZM164 46H165V44H164ZM235 46V47H234ZM238 46H240V47H238ZM4 47V48H3ZM37 47H40V48H38V49H36ZM80 47H82V48H80ZM113 47V46H112ZM117 47L115 46V48L117 49ZM134 47V48H133ZM163 49L165 48V47H163V45L161 46ZM216 47H217V50H219V51H217L216 50ZM241 47H243V48H241ZM9 48V49H8ZM68 48H70V49H68ZM85 48V49H84ZM239 48H241L240 50H239ZM244 48L246 49L247 48V50H244ZM2 49V50H1ZM51 49H55V51H52ZM58 49V48H57ZM122 49V50H121ZM135 50V52H134V50ZM144 49V48H143ZM212 49V50H211ZM249 49L251 50L250 51V53H249ZM258 49H260V50H258ZM37 50V51H36ZM82 50V51H81ZM89 50V51H88ZM132 50V51H131ZM216 50V51H215ZM237 50H239V51H237ZM242 50H244V51H246V52H248L247 54L245 53V55L247 56V58L245 59V55H243L244 53H242V52H240V51H242ZM255 50V52L253 53V51ZM2 51H3V53H2ZM243 51V52H244ZM4 52H6V53H4ZM51 52V53H50ZM131 52V53H130ZM137 52V53H136ZM211 52V53H210ZM39 53V54H38ZM68 53V54H67ZM84 53V54H83ZM210 53V54H209ZM232 53V54H231ZM241 53V54H240ZM258 53V52H257ZM36 54H37V56H36ZM51 54V55H50ZM96 54V55H95ZM39 55V56H38ZM93 55V56H92ZM123 55V56H122ZM51 56V57H50ZM39 57V58H38ZM92 57V58H91ZM108 57H109V59H108ZM208 57V56H207ZM123 60H122V59ZM146 58V57H145ZM69 59V60H68ZM93 59V60H92ZM95 59V60H94ZM251 59V60H252ZM111 63H110V62ZM39 62V63H38ZM92 62V63H91ZM97 63V65H94L95 63ZM121 62V63H120ZM53 63V64H52ZM90 63V64H89ZM98 63H99V65H98ZM101 63V64H100ZM109 63V64H108ZM131 63V64H130ZM41 64V65H40ZM68 64V65H67ZM82 64H84V66H85V68H86V70H85V68H84V66L82 65ZM93 64V65H92ZM133 64V65H132ZM107 65V66H106ZM110 65V66H109ZM116 65V66H115ZM127 65H129V68H128V66ZM134 65H135V67H134ZM139 65H141V66H139ZM55 66V67H54ZM72 66H78V68H71V70L70 69H67V68H69V67H72ZM80 66H82V71L81 70H78V69H80L81 67ZM97 66H99V67H97ZM100 66H102V67H100ZM106 66V67H105ZM109 66V67H108ZM114 66L116 67V68H114ZM121 66V68H119ZM138 66V67H137ZM9 67L10 66H7V70L9 69ZM80 67V68H79ZM111 67V68H110ZM62 68H64V69H62ZM84 68V69H83ZM94 68V69H93ZM97 68H99V69H97ZM108 68V69H107ZM124 68V69H123ZM21 69V68H20ZM73 69V70H72ZM126 69V70H125ZM134 69H136V70H134ZM65 70H67V71H65ZM130 70V71H129ZM43 71V72H42ZM83 71L85 72L84 74H82L83 73ZM93 71H94V73H93ZM122 71H124V72H122ZM136 71V72H135ZM141 71V72H140ZM7 72H10V70H8ZM37 72V73H36ZM70 72V73H69ZM72 72V73H71ZM97 74H96V73ZM129 72V73H128ZM131 72H132V74H131ZM62 75H61V74ZM68 74V75H66V74ZM121 73H123V74H121ZM46 74V75H45ZM49 76H48V75ZM60 74V75H59ZM79 74V75H78ZM89 75V77H88V75ZM93 74V75H92ZM128 75V76H130V78H131V80H130V83L128 82H123V75ZM12 75V76H11ZM41 75V76H40ZM46 76V78H44L45 76ZM57 75V76H56ZM87 75V76H86ZM94 75H96V76H94ZM98 75V76H97ZM48 76V77H47ZM66 76V77H65ZM68 76V77H67ZM143 76V77H142ZM7 77H10L11 79H12V81H11V79L10 78H7ZM27 77V78H26ZM56 77H58V78H56ZM95 77V78H94ZM99 77L101 78V79H99ZM122 77V78H121ZM136 77V78H135ZM255 77H256V75H253V77L252 78H254L255 79ZM30 79V80H27L28 82H29V85H24V86H26V87H29L28 89L25 87V90L23 89H20V88H18L20 85H21V87H23L22 85V83H25V81H26V79ZM40 78H42V79H40ZM68 78V79H67ZM70 78V79H69ZM92 78V79H91ZM93 78H94V80H93ZM121 78V79H120ZM251 78V79H252ZM64 79H65V81H64ZM141 79V80H140ZM251 79H249V81L247 80V86H242L241 87V85H238V87L239 88H237L238 89V91L240 90V93L242 92V91H244V89H245V87H246V89H248V86L249 87H251V86H255V89L257 90V91H255L253 94H252V98L250 99L249 98V100H248V98L246 99V97H244V96H241V95H246L245 94V92H246V89H245V92L243 93L242 92V94H240V93H237V97L235 96L233 99H229L228 97H226V95H225V98H224V95L221 97L222 98V100H219V101H223V102H226V103H229V104H233V105H235V106H238L239 104H243L244 103V105H246L247 103L249 104V103H253V99L254 98H264V78H260L259 80H256L255 82L252 80V82H251ZM10 80V81H9ZM50 80H53V81H50ZM143 80V81H142ZM23 81V82H22ZM48 81V82H47ZM138 81V82H137ZM143 82V84L141 83V82ZM41 82V83H40ZM46 82V83H45ZM57 82H58V84H57ZM69 82V83H68ZM84 82V83H83ZM90 84H89V83ZM97 82H99L98 84H97ZM101 82H102V84H101ZM256 82H258L256 85H255V83ZM71 83V84H70ZM86 83H87V85H86ZM93 83V84H92ZM105 83V84H104ZM123 83V84H122ZM250 83V84H249ZM254 83V84H253ZM26 84V83H25ZM31 84V85H30ZM33 84V85H32ZM92 84V85H91ZM100 84V85H99ZM112 84V85H111ZM140 84V85H139ZM249 84V85H248ZM41 85V86H40ZM99 85V86H98ZM107 85V86H106ZM33 88H32V87ZM90 86H92V87H90ZM95 88H94V87ZM99 88H98V87ZM102 86V87H101ZM103 86H104V89H103ZM110 86V87H109ZM256 86H257V88H256ZM3 87V88H2ZM90 87V88H89ZM14 88H15V91L17 92V94H15L16 92L14 91ZM17 88V89H16ZM32 88V89H31ZM102 89V91H100L101 89ZM109 88V89H108ZM136 88H137V90H136ZM242 88H243V90H242ZM98 89V90H97ZM139 89V90H138ZM236 89V90H237ZM11 90V91H10ZM29 90H31V92L29 91ZM41 90H43V91H41ZM59 90V91H58ZM89 90H90V92H89ZM130 90H132V91H130ZM134 90V91H133ZM25 91V92H24ZM92 91V92H91ZM94 91V92H93ZM101 93H100V92ZM110 91V92H109ZM136 91H137V93H139V92H141V93H143L142 95L143 96H138L137 95V93H136ZM10 92H13L14 94H15V101L14 102H11V103H14V104H11V105H9V101H10V99H9V101L6 99V96L8 95V93L10 94V96H11V93ZM30 93V94H27V93ZM63 92V93H62ZM65 92H67V93H65ZM81 92V93H80ZM88 93V94H91L92 96H90V97H88L87 98V96H88V94L86 95L85 93ZM96 92L100 95H98V94H96ZM103 92V93H102ZM120 92V93H119ZM129 92H131L130 94H129ZM134 94H136L135 96H138V98L137 97H135V96H133V93ZM237 92V91H236ZM6 93H7V95H6ZM32 93V94H31ZM45 93L43 94V96L45 95ZM49 93V94H48ZM107 95L108 93V95L106 96L105 94ZM118 93V94H117ZM123 93V94H122ZM14 94H12V96L14 95ZM85 94V95H84ZM117 94V95H116ZM32 95V96H31ZM34 95V96H33ZM115 95H116V97L117 98H112V97H115ZM121 97H120V96ZM130 95V96H129ZM132 95V96H131ZM141 95V94H140ZM9 95L7 96V98H9L10 97ZM19 96H21L20 98H19ZM62 96V97H61ZM85 96V97H84ZM107 98H106V97ZM127 96H129V97H132V98H128ZM27 97L28 98H30V99H27ZM64 97V98H63ZM98 99H97V98ZM109 97H110V99H109ZM122 98V100H120V98ZM126 99H125V98ZM143 97V98H142ZM3 98V99H2ZM11 98V97H10ZM17 98V99H16ZM86 98V99H85ZM94 98V99H93ZM96 98V99H95ZM101 98V99H100ZM27 99V102L25 101ZM59 99H60V101H59ZM89 99V100H88ZM111 100L112 102H110L109 100V104H108V101L106 102L105 100ZM124 99V100H123ZM145 99H146V97H145ZM213 101V96L211 97V94H210V96H209V94H208V96H204V95H202V94H199V95H197V99L194 101V100H191L189 97H188V99L186 98V100H185V102H186V107L189 109V111H192L193 113H194V111H195V113H197V112H199V113H201V115H202V113H204L203 115H205L206 114V110H205V108L208 110H212L211 109V105L213 106L214 104L215 105H217L215 102L213 103V102H211V100ZM8 102H7V101ZM17 100V101H16ZM32 101V100H34V102H28V101ZM62 100V101H61ZM68 102H67V101ZM77 100V101H76ZM82 100H84L85 102H87V103H85L84 104V101H82ZM91 100V101H92ZM104 100V101H103ZM114 100V101H113ZM119 100L123 103V107H122V104H121V102H119ZM129 100V101H128ZM136 100H138V101H136ZM187 100H191V101H187ZM74 101V102H73ZM79 101V102H78ZM91 101H89V102H91ZM127 101L129 102V104L127 103ZM142 101V102H141ZM145 101H149V100H145ZM209 101V102H208ZM245 101V102H244ZM68 104H67V103ZM69 102H71V104L69 103ZM76 102V103H75ZM106 102V103H105ZM117 102H118V104H117ZM139 102H141V103H139ZM200 102V103H199ZM208 102V103H207ZM211 102V103H210ZM232 102V103H231ZM6 103V104H5ZM15 103H16V106H15ZM20 103H22V104H20ZM29 103V104H28ZM65 103V104H64ZM75 103V104H74ZM80 103V104H79ZM82 103V104H81ZM111 103V104H110ZM125 103H127V104H125ZM146 103H148V102H146ZM213 103V104H212ZM237 103V104H236ZM26 104V105H25ZM30 105V106H28V105ZM86 104H87V106H86ZM106 104V105H105ZM110 105V106H108V105ZM115 104V105H114ZM117 104V105H116ZM119 104H120V106L124 109V110H122V111H120L122 108H120V106H119ZM200 104H201V106H200ZM204 104V106L205 107H203L204 109H202V105ZM247 104V105H248ZM3 105H5V106H3ZM7 105V106H6ZM10 106V108H9V106ZM22 105V106H21ZM78 105H80V106H78ZM81 105H83V106H81ZM84 105L86 106V107H84ZM128 105V106H127ZM214 105V106H215ZM1 106H3V108H1ZM13 106V107H12ZM24 106V107H23ZM67 106V107H68ZM119 106V107H118ZM125 106H127L128 107V109H125L124 107ZM132 106V107H131ZM16 107V108H15ZM31 107V108H30ZM66 107V106H65ZM68 107V108H69ZM115 109H114V108ZM126 107V108H127ZM129 107H130V109L131 110H129ZM134 107V108H133ZM145 107V108H144ZM196 107V108H195ZM11 108H12V110H11ZM20 108V109H19ZM79 108V109H80ZM83 108V109H82ZM112 108V109H111ZM117 108V109H116ZM132 108H133V110H132ZM141 108V109H140ZM3 109V110H2ZM7 110V111H5V110ZM10 109V110H9ZM13 109H14V111H13ZM32 109H34V110H32ZM102 109V108H101ZM114 109V110H113ZM201 109V110H200ZM89 110V109H88ZM108 110V109H107ZM107 110H105L104 112H107ZM109 110H108V112H107V114L109 113ZM148 110H150V109H148ZM197 110V111H196ZM203 110V111H202ZM13 111V112H12ZM19 111V112H18ZM102 111V110H101ZM133 111V112H132ZM134 111L136 112V113H134ZM138 111H140V113H142V114H138ZM4 112V113H3ZM7 112V113H6ZM128 112H129V114H128ZM86 113L88 114V111H86ZM89 113H90V111H89ZM199 113H197V114H199ZM32 114V115H31ZM86 114V115H87ZM100 114H101V112H100ZM134 114V115H133ZM1 115H3V116H1ZM8 115V116H7ZM15 115V116H14ZM18 115H20V116H18ZM23 115V116H22ZM36 115V114H35ZM85 115V116H86ZM90 114H88V116H89ZM93 115H94V113H93ZM92 115V116H93ZM101 115H103V116H101ZM100 116H98L97 117V115H96V117H95V115H94V119L95 118H98V120H99V125H98V129H100V127H101V125H102V120H101V118L103 119V118H105V116H106V113L104 114V113H102ZM122 115V116H121ZM139 115H143V116H140L141 117V119H142V117H143V120H139L140 118H136L135 116H138L139 117ZM12 116H13V118L14 119H12ZM34 116V117H33ZM85 116H82V119H80V123H83L84 122V126H83V124H81L80 125V123L78 124V125H80V126H76L75 125V128L73 127L74 125L73 124H71V125H73V126H70V130H71V128H73L74 130H76V134H74V133H71V132H74L73 130H69L68 132L69 133H71V134H74V135H70L69 133H67L68 135H70V138H69V136L66 138V136L64 137V138H66L65 139V141H56L55 139H53L52 141L50 140V142H48V146H46V147H49V146H51V147H49L48 148V150L46 151V152H44L43 154H41L40 152L39 153H36V154H34L33 155V157H31V160H30V162H29V165L30 166H28V168L30 169V170H37L36 168H38V167H40V168H42L43 170H48V173H49V177H47V178H44V180L43 179H41V182H39V184H38V186L37 187H39V185L41 186V187H39V188H37V194H40V197H39V199L40 200H43V201H41L43 204L45 203V204H47V205H45V208L48 206V209H52V207H54L53 209H55V206L57 207L56 209H58L59 208V206L61 205H63L62 207H63V209H65V207L66 206H69L70 204L71 205H73V208H74V210L73 211H76L75 209H76V207H78V209H77V213L79 214V216L81 215V218L79 219V221L82 223V226H81V228H82V230L85 228V230H90V231H88V237H90V238H95L94 240H92V242L94 241V242H96V244H94L93 245V247L94 246H103V248H104V258H103V260L104 261H111L110 260V258L108 257V256H106V252L105 251H107V250H111L112 252H114L115 253V255L116 254H118L119 255V250H121L120 248H121V246H120V240H121V236H120V234L121 233H123V232H128V233H130V237L128 236V238L127 239H125L126 241L123 243V246L124 247H126V245H130V246H135V248H137V245L138 244H140V243H142V242H138V241H141V237H140V235H138V234H136L135 232H133L134 230H132V228H134L133 227V223H135L136 222V220H138V219H144V227L145 228H149L148 226H150L151 227V225H153L154 223H156V225H164V224H167V226H170L171 225V223H172V219L175 217V216H177V207H176V204H174L175 202H178V200L179 201H181V203L184 205L183 207H186V208H188V203L186 204V202H188V199H186V196L188 195V197H189V195L191 194V192H190V190H191V186H189V181H190V177H191V174H190V169H193L194 168V166L195 165H199L198 163L199 162H201L204 158L207 160H209V158L210 157H212L213 155H211L210 157L207 155V154H209V152L211 153H214V157H216V155H217V157L219 158V160H218V158L216 157V160H217V164L218 163H221L222 161H225V162H231V163H233L234 164V157H233V155H232V152L230 151L231 150V148L230 147H228V148H225L226 150H224V152L223 151H218V149H217V147L216 146H214V148L213 149H211L210 150V147H208L209 146V144L211 143V142H209V141H206L205 143L207 144V146H205L203 149H204V152H203V150H199V151H196V150H194V151H192V155L190 154V155H188L187 153V151L186 152H183L181 155H180V157H177V158H175V159H173V160H171V159H169L166 155H163V153H162V161L161 162H159V165H158V167L159 168H157L156 169V167H154V166H152L151 164H150V166H146V165H144L143 163H144V161H141L140 162V160L138 161V160H136V161H134L133 163H131V166H130V164H128L126 167H127V178H126V180L128 181V182H126V184H124V180L122 179V176H123V178H124V175H122L123 174V172H119V171H121V170H119L118 171V168L120 169V167H118L120 164H118V166H117V164H114V166H113V164L111 165V166H113V167H111V166H108V168H101V169H99L98 170V180H100V185H97V189H100V191L103 193V195L105 196V200H104V202H102V203H95V201H93V198H88V202H85V203H77V205L79 204V206H77L76 205V203L75 202H73V197H74V195L72 196L71 194H73L71 191V189H70V187H71V185H70V180L68 179L69 177L68 176H72L71 174H72V168L74 167L73 166V163H71V164H69L68 162V160H66V161H68L67 163H66V161H65V164H67V168H69L68 170L69 171H67L66 169L67 168H65V166H63L62 164H64V161H62V159L65 157V156H67L68 157V155L70 156V157H72V161H73V156L77 153L76 152V150L78 149V145H79V143H80V145H81V142L82 141H84V140H82L83 138L85 139L86 137L88 138V140L87 139H85L86 141H85V143L87 144V141H89V137H91V138H93L94 137V135L96 134V133H98L97 132V128H95V127H88V128H90V130L93 128H95L96 129V132L94 133V131H95V129L91 132H89V130L87 129V125H85V120L87 119V118H85ZM87 116V117H88ZM124 116V117H123ZM36 117V118H35ZM81 117V116H80ZM83 117H84V119H83ZM90 117H91V115H90ZM125 117H128L126 120H125ZM8 118H11V119H8ZM16 118H17V120H16ZM22 118V119H21ZM36 120H35V119ZM115 118V119H114ZM135 118V119H134ZM34 119V120H33ZM91 119H93V117L91 118ZM111 119V120H110ZM114 119V120H113ZM118 119H120V120H118ZM123 119V120H122ZM134 119V120H133ZM32 120V121H31ZM83 122H82V121ZM101 120V121H100ZM106 119H104V121H105ZM117 120V121H116ZM122 120V121H121ZM138 120V121H137ZM4 121V120H3ZM15 121L16 122H18L20 125H18V123H15ZM20 121V122H19ZM29 121V122H28ZM34 121V122H33ZM113 121H114V123H113ZM28 122V123H27ZM31 122H33V123H31ZM117 122V123H116ZM119 122L121 123L120 125H119ZM136 122H138V123H136ZM24 123V124H23ZM104 124V123H103ZM130 124V125H129ZM135 126H134V125ZM262 124H264V122H262V123H260L259 124V126H261ZM256 125H258V124H256ZM19 126V127H18ZM20 126H22V127H20ZM105 126V125H104ZM137 126H139V127H137ZM5 127V128H4ZM7 127V128H6ZM16 127H18V128H16ZM27 127V126H26ZM82 127V128H81ZM130 127H131V129H130ZM133 127V128H132ZM13 128H15V129H13ZM86 128V131L87 132H89V133H87L84 129ZM102 128V127H101ZM104 128V127H103ZM102 128V129H103ZM122 128V127H121ZM79 129V131H77ZM139 129V130H140ZM8 130H9V132H8ZM12 130V131H11ZM13 130H15V131H13ZM19 130V131H18ZM27 130V129H26ZM134 130H133V132H134ZM16 131H17V133H16ZM135 131H137V132H140V131H138V130H135ZM141 131H142V129H141ZM143 131H144V129H143ZM12 132V133H11ZM101 133H98V135H96L97 137L98 136H100V137H98V138H101V140L99 141V142H101L102 144H103V140L104 139H107L108 137H110V136H112L111 134H113L112 132H111V134H106L105 136L103 135L104 133H107V132H104L103 133V131H100ZM230 132H233V130H230ZM9 133V134H8ZM15 133H16V135H15ZM235 133V132H234ZM236 133H238V132H236ZM10 134H12V136L10 135ZM15 136H14V135ZM90 134V135H89ZM79 135V136H78ZM101 135H103V136H101ZM107 135H108V137H107ZM115 134H113V138H115V136H114ZM129 135V134H128ZM11 136V137H10ZM74 138H73V137ZM81 136V137H80ZM93 136V137H92ZM106 137V138H105ZM111 137V138H112ZM14 138V139H13ZM20 138V139H19ZM69 138V139H68ZM73 138V140H71ZM79 138V139H78ZM81 138V139H80ZM103 138V139H102ZM239 138H240V140H241V144H242V146L243 145H245V144H247V143H250V142H252L253 140H252V138H251V136H246V135H243V136H240L239 135ZM250 138H251V140H250ZM23 139V140H22ZM55 140V141H54ZM77 140V141H76ZM79 140V141H78ZM82 140V141H81ZM12 141V142H11ZM23 141V142H22ZM26 141V142H25ZM33 142L34 141H36V142H38L37 141V139H34V140H32ZM9 142V143H8ZM69 142V143H68ZM21 143V144H20ZM51 143V144H50ZM53 143H55V144H53ZM100 143V144H101ZM168 143L169 142H167V144L165 145V147L168 145ZM14 144V148H13V150H12V145ZM24 144V145H23ZM75 144V145H74ZM77 144V145H76ZM20 145V146H19ZM23 145V146H22ZM26 145V146H25ZM47 145V144H46ZM54 145H56V148L54 147ZM79 145V146H80ZM11 146V147H10ZM32 146V145H31ZM86 146V145H85ZM19 147H21V148H19ZM24 147H23V149H24ZM81 147V146H80ZM239 147H241V146H239ZM16 148V149H15ZM51 148H54V150H52V152L51 153H53V154H48L50 151H51ZM77 148V149H76ZM14 149H15V153H14ZM57 149V150H56ZM62 149H63V151H62ZM64 151H65V153H64ZM78 151V150H77ZM206 151V152H205ZM48 152V153H47ZM68 152V153H67ZM203 152V153H202ZM208 152V153H207ZM218 152H219V156H218ZM45 153L46 154H48L49 155V158H48V155L46 156V158H44L45 159V161H44V159L42 158L44 155H45ZM185 153V154H184ZM205 153H207V154H205ZM217 153V154H216ZM37 154H38V156H41V157H38L37 156ZM55 154V155H54ZM184 154V155H183ZM205 156H204V155ZM216 154V155H215ZM51 155V156H50ZM65 155V156H64ZM56 156V157H55ZM164 156V157H163ZM166 156V157H165ZM38 157V158H37ZM51 157V158H50ZM69 157V158H70ZM6 158V157H5ZM39 158H40V160L41 161H37V160H39ZM54 158V159H53ZM56 158V159H55ZM61 160H60V159ZM234 158V159H233ZM35 159V160H34ZM42 159H43V161H42ZM66 158H64L63 160H65ZM204 159V160H205ZM49 160V161H48ZM51 160V161H50ZM177 161V162H174V161ZM220 160H222V161H220ZM7 161V160H6ZM47 161V162H46ZM60 161H61V164H60ZM220 161V162H219ZM1 162V161H0ZM33 164H32V163ZM38 162V163H37ZM41 162H43V163H41ZM45 162V163H44ZM50 162V163H49ZM137 162V163H136ZM140 162V164H138ZM196 162H198V163H196ZM3 163V162H2ZM1 163V165H2V168H5L4 167V165H8L7 163H4V164H2ZM53 163V164H52ZM40 164V165H39ZM42 164V165H41ZM60 164V165H59ZM138 164V165H137ZM142 164V165H141ZM195 164V165H194ZM232 164V165H233ZM263 164V165H262ZM63 166V168H61L62 166ZM68 165H70V166H68ZM134 165V166H133ZM135 165H137L138 167H141V168H139V169H137V171H136V169L135 168H137ZM61 166V167H60ZM71 166H72V168H71ZM118 168H117V167ZM132 166L134 167V169H135V172L133 171L134 169L132 168ZM176 166V167H175ZM234 166V167H233ZM233 166H225L228 170H229V172H230V174L232 175V174H239L238 175V181H240L239 183H238V181H237V184H232V186L233 185H236V187L235 186H233V187H231V184H230V186H229V183H227L226 182V184H228V185H224V186H226L225 188L227 189H224L225 191L224 192H222V195H221V192H217V194L219 195V196H223L224 197V199L227 201L229 198H231V197H233V195H236L237 193V195H239V197H238V199L240 200V202H241V207L244 209H242V208H240L239 206H237V204H240V202H239V200H238V202H237V204H236V208H238L239 207V210H240V212L238 211V209L236 210V212L238 211V214H236V212L235 213H232V212H234L235 211V209L233 210V209H228V207L227 206H225L224 208L225 209H223V214L225 215L224 217H225V219L226 218H228V216H229V219H231L233 216H232V214H235L237 217L238 216H241V214L239 215V213H242V212H245V213H243L246 217H247V212H248V209L249 210H251L250 208L251 207H254L255 209H257L258 211V216L256 217V218H249L248 220V222H250L249 223V226L251 227V233L250 232H248V234L247 233H245V232H240L239 233V231L238 230H236V231H234V232H236L235 233V237L236 238H238L239 240H241V241H245V239H247V237L249 238V236L251 237V235H252V237L251 238H254L255 240H257L256 238H258V239H260V238H262V233L260 232V231H258V230H260L261 228H263L264 227V221H262V220H264V162H261V164H260V166L256 169V168H251L252 166H250V165H246V164H244L243 165V167L240 165H233ZM1 167V166H0ZM7 167V166H6ZM9 167V170L7 169ZM7 168H5V170H8V171H11L10 169H11V167L10 166H8ZM47 167V168H46ZM56 167V168H55ZM57 167H58V169H57ZM114 167H116L117 169H114ZM130 167V168H129ZM193 167V168H192ZM236 167V168H235ZM40 168H38V170L40 169ZM60 168V169H59ZM129 168V169H128ZM147 168V169H146ZM180 168V169H179ZM53 169V170H52ZM54 169L56 170V172L58 171V173H59V175H58V173H56V172H54ZM176 169H179L180 171H176ZM236 169H241L239 172L237 171L236 172ZM51 170V171H50ZM51 173H50V172ZM61 171H63L62 172V174H61ZM247 171V172H246ZM56 173V175L54 174V173ZM68 172V173H67ZM179 172V173H178ZM233 172V173H232ZM255 172V173H254ZM30 173H31V171H30ZM122 173V174H121ZM246 174V175H245ZM30 176H31V174H29ZM51 175V176H50ZM240 175H242V176H240ZM58 176V177H57ZM245 178H244V177ZM62 177V178H61ZM239 177H241L240 178V180H239ZM251 177V178H250ZM61 178V179H60ZM244 178V179H243ZM68 179V180H67ZM218 179V177H215L214 176V178H213V180L214 181H212V182H214L215 184H216V186L218 187V184H220L221 185V183H222V181L220 182L219 181V179ZM242 179V180H241ZM43 180V181H42ZM123 180V181H122ZM178 180V181H177ZM222 180V179H221ZM247 180H252L251 182H253V183H251L250 185H248V186H246V188H248V189H246L245 188V192H243V193H240V192H242V189L240 190V188L241 187H243V186H245V183L243 184L241 181H243V182H246ZM66 182V183H65ZM70 182V183H69ZM218 182V183H217ZM220 182V183H219ZM179 185H178V184ZM213 183V184H214ZM242 183V184H241ZM124 184V185H123ZM183 184V185H182ZM67 185V186H66ZM70 187H69V186ZM241 185V186H240ZM243 185V186H242ZM181 186H185V189L186 190H184V194H182L181 195V193L179 192L180 191V187ZM215 186V185H214ZM67 187H69V188H67ZM216 187V188H217ZM240 187V188H239ZM45 188V189H44ZM229 188H231L232 190H233V188H234V190L232 191L231 189H229ZM42 189V190H41ZM239 189V190H238ZM70 190V191H69ZM177 190V191H176ZM179 190V191H178ZM162 191V192H161ZM234 191L236 192V193H234ZM156 192H158V194L156 193ZM231 192V193H230ZM233 192V193H232ZM71 193V194H70ZM187 193V194H186ZM189 193V194H188ZM220 193V194H219ZM240 193V194H239ZM42 194V195H41ZM147 195V196H146ZM186 195V196H185ZM230 195V196H229ZM232 195V196H231ZM240 195H241V197H240ZM44 196V197H43ZM177 196V197H176ZM250 196V197H249ZM260 196V197H259ZM43 199H42V198ZM174 197V198H173ZM222 197V198H223ZM228 198V199H227ZM72 199V200H71ZM135 199H137V201H138V204H136V205H133V201H135ZM143 199V200H142ZM178 199V200H177ZM181 199V200H180ZM261 199V200H260ZM215 200H217L216 198H215ZM141 201V202H140ZM168 203H167V202ZM172 201H174V202H172ZM250 201V202H249ZM218 201H214V200H212L211 201V204L209 205V207L208 206H206V205H202L201 206V209H200V213L199 214H201V215H204V217L205 218H207L208 216V218H211L212 220H214V219H216L217 217H215V213H216V211H218V212H221V211H219L220 209V207L221 206H219V203H217ZM110 203V204H109ZM214 205H213V204ZM258 203V204H257ZM129 204V205H128ZM217 204V205H216ZM83 205V206H82ZM97 207H96V206ZM133 205V206H132ZM186 205V206H185ZM211 205H213V206H211ZM60 206V209H58V211L56 210V212H54L53 211V213L54 214H57V212H58V214H59V211L61 212L62 210H61V207ZM127 206V207H126ZM136 206V207H135ZM170 206V207H169ZM204 206V207H203ZM217 206H219L218 207V210H217V208H215L214 210H212L211 208H213V207H217ZM50 207V208H49ZM156 207H157V209L158 210H156ZM168 207H169V211H168ZM211 207V208H210ZM227 207V208H226ZM257 207V208H256ZM167 208V209H166ZM185 208V209H186ZM210 208V209H209ZM229 208H232V207H229ZM248 208V209H247ZM154 209H155V212H154ZM227 209V210H226ZM241 209L243 210V211H241ZM215 211V212H214ZM226 211V212H225ZM232 211V212H231ZM247 211V212H246ZM229 213V215H228V213ZM107 213V214H106ZM156 213V214H155ZM214 213V214H213ZM226 213V214H225ZM231 213V214H230ZM217 214V213H216ZM106 215V216H105ZM217 216V215H216ZM227 216V217H226ZM231 216V217H230ZM140 217V218H139ZM214 217V218H213ZM243 217V216H242ZM245 217V218H246ZM138 218V219H137ZM201 218H202V216H200L198 219H199V221L201 222V223H206L207 225H205L207 228H210V227H208V223L209 224H211V222L212 221H208L207 220V222H203V219L201 220ZM134 219H135V221H134ZM252 219V220H251ZM227 220V219H226ZM257 220V221H256ZM225 220H223V222H224ZM84 222V223H83ZM147 222V223H146ZM170 223V224H169ZM225 223H226V221H225ZM262 224L263 225V227H262V225H260V224ZM84 224V225H83ZM253 224V225H252ZM258 224H259V226H258ZM255 225H256V227H258V229L255 227ZM261 226V227H260ZM254 227V228H253ZM1 228H2V226H1V223H0V233H1ZM205 228V227H204ZM206 228V229H207ZM253 228V229H252ZM260 228V229H259ZM125 229V230H124ZM172 228L170 227H167V231H169L171 234H172V230H171ZM256 231H255V230ZM178 230H180L181 231V227L179 226V229ZM178 230L176 231L177 232V234H178ZM179 231V232H180ZM238 231V232H237ZM255 231V232H254ZM260 232V234L258 233V232ZM90 232V233H89ZM234 232H233V234H234ZM1 235V234H0ZM137 235V236H136ZM173 236H174V238L176 239L177 238V235H176V233L173 231V234H172ZM258 235V236H257ZM238 236V237H237ZM264 236V235H263ZM234 237V238H235ZM241 237V238H240ZM81 238V237H80ZM79 238V242H81V240H82V238L80 239ZM135 238V239H134ZM138 238V239H137ZM168 238V239H167ZM178 238H179V236H178ZM177 238V239H178ZM164 239H165V242L166 241H168L169 240V235H167L166 234V236L164 237ZM263 239H264V237H263ZM111 241V243L110 244H107L108 242L107 241ZM93 242V243H94ZM185 244L184 245V248H185V246L186 245H188V244H186V243H188V242H185V240H179V244ZM143 244V243H142ZM183 246V245H182ZM189 247H190V244L188 245ZM187 246V247H188ZM188 247V248H189ZM0 248H1V252L3 251V248L0 246ZM107 248V249H106ZM183 248V249H184ZM19 250V251H18ZM17 250V257H18V259H25V257H26V254H27V252L25 251V253H24V250H23V248L21 249H18ZM224 251H229V249L228 248H226V250H224ZM22 252V253H21ZM251 252V253H250ZM182 253V252H181ZM180 252H179V255H178V258L176 259V260H174L173 262H169L168 260H167V258L164 256L162 259L161 258H159L156 262H155V264H196V263H191V262H186V261H184V259L182 258V257H180V254H181ZM247 253V254H246ZM245 253V255H246V257H248V256H253L254 258L255 257H257V255H255V253H253L252 251H247ZM230 254L237 260V261H241V257L238 255V254H236L235 252H230ZM250 254V255H249ZM118 255L116 256V257H118ZM190 255V254H189ZM181 256H182V254H181ZM132 257V256H131ZM95 258H96V260L97 261H99V259H100V257L99 256H95ZM133 258V257H132ZM132 258H129L128 260H127V264H137L136 262H135V260L134 259H132ZM182 259V260H181ZM178 261V262H177ZM191 261V260H190ZM0 263L1 264H3L2 263V261H0ZM256 263H258V264H261L258 260H257V258L256 259H254V264H256ZM6 264H8V262L6 263Z\"/></svg>", "mask_w": 264, "mask_h": 264}, {"label": "water", "instance_id": "water-1", "mask_svg": "<svg viewBox=\"0 0 264 264\" xmlns=\"http://www.w3.org/2000/svg\"><path fill=\"white\" fill-rule=\"evenodd\" d=\"M199 148V147H198Z\"/></svg>", "mask_w": 264, "mask_h": 264}]
</instances>
